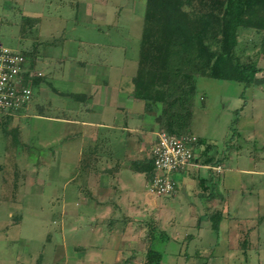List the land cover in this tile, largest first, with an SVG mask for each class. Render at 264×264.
<instances>
[{
  "label": "rangeland",
  "instance_id": "rangeland-1",
  "mask_svg": "<svg viewBox=\"0 0 264 264\" xmlns=\"http://www.w3.org/2000/svg\"><path fill=\"white\" fill-rule=\"evenodd\" d=\"M85 2L90 1L0 0V43L32 53L39 59L35 71L44 75L43 94L33 88L21 117L0 126V264H143L152 237V249L162 254L160 264H264V190L239 189L237 180L228 173L231 193L226 188L224 201L213 204L212 211L223 210L225 216L218 233L209 229L208 221L198 229L197 210L205 203L195 195L199 189L195 192L191 185H182L173 198L151 195L168 211L155 222L154 210L143 211L141 217L122 205V210L102 205L95 209L75 207L85 193L92 196L99 190L100 196L98 185L104 182L92 179L91 188L79 178L67 185L71 207L66 217L60 218L62 180L56 177V129L49 118L55 116L56 106L66 102L55 92H70L76 87L67 82L61 70L85 57L100 64L108 59L114 45L119 46H114L113 55H124L127 66L135 69L145 8L144 0H95L84 6ZM86 11L90 18H84ZM54 38L75 41L74 45L80 39L85 42L76 51L77 60L64 62L65 51L59 44L50 45ZM238 47L241 59L248 57L264 69L259 35L240 31ZM262 76L263 71L256 77ZM152 109L159 115L162 105L155 103ZM190 131L204 136L218 153L236 131L240 133L237 143L244 150L254 143L256 156L264 154L260 150L264 143V80L244 87L236 81L197 77ZM261 166L264 164L255 165ZM181 178L183 175H177ZM185 179H190L186 173ZM138 190L147 195L143 185ZM257 199L261 200L258 204ZM164 216L168 222L158 223ZM237 229L242 233L239 238L234 234ZM247 229L253 235L243 252L240 246Z\"/></svg>",
  "mask_w": 264,
  "mask_h": 264
},
{
  "label": "crops",
  "instance_id": "crops-1",
  "mask_svg": "<svg viewBox=\"0 0 264 264\" xmlns=\"http://www.w3.org/2000/svg\"><path fill=\"white\" fill-rule=\"evenodd\" d=\"M89 1L85 2L84 6L87 3L95 2V0ZM90 12L92 14V11ZM88 13V11L83 13L84 18L89 17ZM54 39L51 40L50 45L59 44L63 52L65 51L64 62L76 61L78 58L76 51L85 43L80 39L76 46L74 45L75 41L73 43L70 40L68 43L65 39H61V41ZM64 43H66V47ZM114 46L109 48L108 59L100 64L90 63L85 57L84 60L76 61L77 64L69 63L61 70L66 74L67 82L76 86L70 92H55L56 96L66 99V102L69 100V102H63L58 107L56 106L55 116L49 118L55 123L56 129L54 163L56 177L62 180V191L58 197L61 204L60 218L62 220L66 217L67 208L71 207L70 198H67L66 193L67 185L79 178L86 180L87 187H91L90 180L92 179L104 182L98 185L102 188L100 196L97 194L99 190L92 196L89 192L85 193L86 196L78 199L80 201L74 204L75 207L80 205L84 208L95 209L102 205L115 210L124 208V210L133 212L134 216L141 217L143 211L154 210L155 222L159 221L157 220L158 215L163 216V212L164 214L168 212L164 206L157 205L147 192L145 196L138 190L140 185H143L146 190L147 180L144 174L134 171L131 165L145 162L150 158L151 150L155 144V134L159 131L158 114L152 113L153 109L146 110L143 100L136 96L133 78L137 71V61L135 69L134 66H127L128 63L124 55L122 58H116L113 55ZM38 62L39 59H35V63ZM76 66H79L80 70L75 69ZM37 72H40L42 74L40 77L44 78L41 71L37 70ZM262 80L256 77L255 82ZM127 82H129L128 85ZM37 88L43 94L44 88L41 83ZM10 116L13 119L21 117L16 113L10 114ZM196 137L203 139L205 144L211 145L204 136ZM238 138H240V133L233 132V136L224 145V150L221 153H218L214 145H211V150L207 155L212 157L213 161H217L216 165L201 163V160L206 158L201 155L204 145H200L194 151V166L184 172L172 175L176 189L169 195L171 198L178 193L182 185H191L195 192L199 189V193L195 194L196 197L204 199V207L197 210L198 229L203 227L204 221H208L207 215L212 212L213 204L217 201H224V190L228 188V193L230 192L231 188L228 187L227 182L229 175L226 176V173L233 175L239 189L264 190V166L255 167L257 163L264 164V154L256 156L253 152L254 143L250 146L246 144L249 146V150H244L242 144L237 143ZM260 147V150L263 151L264 143ZM228 150L232 153L231 155ZM68 154H70V158H67ZM217 167L220 168V172L215 170ZM185 173L190 179L184 180ZM177 175H183V178L178 180ZM100 187L98 188L100 189ZM260 202L261 200L257 199V204ZM121 205L123 208L119 207ZM221 212L224 213L223 210ZM162 218V221L160 220L161 222L158 223L162 224L168 220L165 216ZM124 219L127 221L129 218ZM224 219L225 216L222 221ZM105 221L106 218L102 217V222ZM60 226L63 228V222ZM234 234L237 238L242 235L238 229L234 231ZM244 235V238L248 239V243L244 247L246 251L253 233L247 229ZM117 250L119 251V247Z\"/></svg>",
  "mask_w": 264,
  "mask_h": 264
},
{
  "label": "trees",
  "instance_id": "trees-1",
  "mask_svg": "<svg viewBox=\"0 0 264 264\" xmlns=\"http://www.w3.org/2000/svg\"><path fill=\"white\" fill-rule=\"evenodd\" d=\"M144 1L133 83L136 96L143 100L146 110L150 111L155 103L162 105L157 120L163 131L192 134L190 125L197 77L236 81L248 87L263 71L264 80V69L256 67L248 57L241 59L238 47L240 31L250 30L260 36L263 48L260 53L264 55V0ZM22 53L28 67L34 69V55L29 51ZM42 79L25 80L23 86L32 91ZM12 119L8 114L1 115L0 126H6ZM205 143L198 139L195 145V148L204 145L201 155L206 159L201 163L216 165L217 161L207 155L211 145ZM131 167L144 174L147 181L155 173L151 155L147 161ZM223 217L221 211L207 215L211 231L218 233ZM153 239H149L143 264H160L162 254L152 249ZM246 241L241 242L243 251Z\"/></svg>",
  "mask_w": 264,
  "mask_h": 264
},
{
  "label": "built area",
  "instance_id": "built-area-1",
  "mask_svg": "<svg viewBox=\"0 0 264 264\" xmlns=\"http://www.w3.org/2000/svg\"><path fill=\"white\" fill-rule=\"evenodd\" d=\"M42 74L28 67L22 53L0 43V116L22 111L28 105L32 91L23 86L25 80ZM198 138L193 134H171L159 130L151 150L154 175L146 182V192L167 196L176 189L172 175L194 166V148ZM220 172V168H215Z\"/></svg>",
  "mask_w": 264,
  "mask_h": 264
}]
</instances>
